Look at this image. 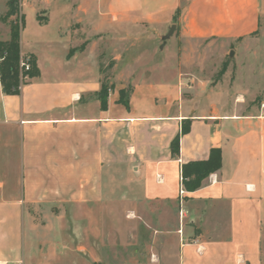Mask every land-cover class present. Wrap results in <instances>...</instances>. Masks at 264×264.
Returning <instances> with one entry per match:
<instances>
[{"label":"crops","instance_id":"obj_1","mask_svg":"<svg viewBox=\"0 0 264 264\" xmlns=\"http://www.w3.org/2000/svg\"><path fill=\"white\" fill-rule=\"evenodd\" d=\"M51 1H37L43 23L57 12ZM65 1L59 10L71 18L56 26L47 64L20 41L39 77L17 96L0 87V264H264V104L216 103L220 89L199 80L206 73L182 65L206 59L181 53L255 44L264 0ZM145 26L159 39L175 26L165 43L174 55L163 57L160 80L130 84L127 109L116 80L102 108L106 45L116 67ZM126 67L115 79L140 74ZM213 148L220 169L185 192L181 166ZM28 206L57 212L35 221Z\"/></svg>","mask_w":264,"mask_h":264},{"label":"rangeland","instance_id":"obj_2","mask_svg":"<svg viewBox=\"0 0 264 264\" xmlns=\"http://www.w3.org/2000/svg\"><path fill=\"white\" fill-rule=\"evenodd\" d=\"M8 1L9 0H0V41L8 39L9 36L8 25L1 20L7 11ZM37 1L40 0H17L16 15L11 18V21L19 22L20 41L23 44L24 49H31L36 56H39L41 65L44 66V64L48 63L45 58V54L48 52L47 49L50 47L51 40L56 38V26L68 22L70 14L65 12L61 13L59 10L60 8L67 7L65 0H52L50 6L55 9V11L57 10V12L51 14L48 20L43 23V21L39 20L37 16L41 14L40 12L38 13L39 8L44 9L46 6ZM138 32L139 43L131 47L130 51L124 56L125 61L118 63L116 67L114 62L110 60L111 56L108 55V50L113 48V46L106 45V48L104 49L105 59L101 62V67L108 71L107 73L111 76L110 79H106L105 81V84L110 87V90L113 88L111 82L114 80L125 82V87L122 90L130 87L132 82L141 78L142 80L151 78H154V80H160L163 57L166 53L173 55L175 53L172 49L170 52H167L165 44L162 50H159L161 41L157 33L152 32L150 27L145 26L144 28L139 29ZM167 33L168 31H165V35ZM174 33L175 31L170 38L174 37ZM259 38L258 42H255V44H252L251 46L244 47L238 45L235 50L232 49L228 53L226 50L224 51L225 47H220L219 45H215L212 48L205 45L200 47L185 46L183 47L182 52L180 51L182 54H200L206 60H199L195 63L191 61H183L182 65L185 68L189 67L190 69L191 66H194V68L198 67V69L203 70V73H206V76L199 80L207 82V87L209 88L216 86V88L220 89V93L214 98L216 103L245 102L251 104L254 108L262 107L264 104V34ZM106 42L108 43V41ZM132 42L135 43L136 41L133 40ZM61 46L62 45H54L52 50V52L58 53V55H55L59 58L63 55ZM126 48H129V46ZM25 56L23 55L22 57L24 58ZM111 62L113 64L110 67ZM125 67L134 73L140 74L137 78L133 77L128 79L125 77H118L115 79L113 76L115 69L119 72L123 71ZM190 96L191 95H185L186 99H189ZM194 96L200 101L203 97L201 94ZM50 210L51 212H57L56 209H50L48 207L38 208L28 206L26 207L25 214L32 220L40 221L41 219L46 218L50 213ZM27 224L28 223L25 222L26 236L24 243L26 251L28 249Z\"/></svg>","mask_w":264,"mask_h":264},{"label":"trees","instance_id":"obj_3","mask_svg":"<svg viewBox=\"0 0 264 264\" xmlns=\"http://www.w3.org/2000/svg\"><path fill=\"white\" fill-rule=\"evenodd\" d=\"M17 0H9L7 11L1 18L9 28L7 40L0 41V87L3 95L17 96L20 93V85L23 81L20 79L19 59L23 55L20 52V27L19 22L11 21L16 15ZM22 18V17H21ZM22 21V19H21ZM29 66L28 71H22V76L27 79H36L39 77V69L36 59L33 55L25 56ZM112 62L110 67L112 66ZM101 69V65L99 66ZM110 87L101 83V89L97 94L101 107L105 108L106 99L109 95ZM131 87L119 91L117 103L128 108L129 95ZM190 122L186 120L181 125L180 135L189 132ZM170 152L173 158L179 155V135H177L170 144ZM221 167V150L213 148L209 151L207 159L201 161H192L183 164L180 168L181 187L185 192H194L201 186V182L210 174L217 172Z\"/></svg>","mask_w":264,"mask_h":264},{"label":"built area","instance_id":"obj_4","mask_svg":"<svg viewBox=\"0 0 264 264\" xmlns=\"http://www.w3.org/2000/svg\"><path fill=\"white\" fill-rule=\"evenodd\" d=\"M19 68H20V79L22 81L27 80V78L23 77L22 74H21L22 71H28L29 70V66L27 64V61L23 57H20V59H19Z\"/></svg>","mask_w":264,"mask_h":264},{"label":"water","instance_id":"obj_5","mask_svg":"<svg viewBox=\"0 0 264 264\" xmlns=\"http://www.w3.org/2000/svg\"><path fill=\"white\" fill-rule=\"evenodd\" d=\"M174 30H175V26H171L168 30V33L166 35H163L160 37L161 46L159 47V50H162L165 42L170 38V36L174 32ZM231 55H232V53H231ZM231 55H230V57H231Z\"/></svg>","mask_w":264,"mask_h":264}]
</instances>
